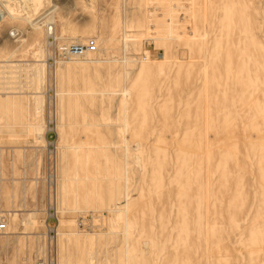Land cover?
I'll list each match as a JSON object with an SVG mask.
<instances>
[{
    "label": "rangeland",
    "instance_id": "rangeland-1",
    "mask_svg": "<svg viewBox=\"0 0 264 264\" xmlns=\"http://www.w3.org/2000/svg\"><path fill=\"white\" fill-rule=\"evenodd\" d=\"M44 4L0 21V264H264V4L258 27L243 0ZM47 28L96 44L43 57L35 114Z\"/></svg>",
    "mask_w": 264,
    "mask_h": 264
},
{
    "label": "bare ground",
    "instance_id": "bare-ground-1",
    "mask_svg": "<svg viewBox=\"0 0 264 264\" xmlns=\"http://www.w3.org/2000/svg\"><path fill=\"white\" fill-rule=\"evenodd\" d=\"M44 3H45V0H3V2L0 4L1 7H2L0 9V21H2L3 18H5V16H8L11 19L20 18V19H25L26 21H30L29 20V17L32 16L33 14L39 12V10L41 9V7L43 5H45ZM251 3H253V5H252V10L250 11L248 8H249V6H251L250 5ZM262 4H264V0H243L245 17H244V19L242 21V25L244 27H249L250 26V24H251V17L252 16H253L252 21H253L254 26L255 27H258L260 25L261 20L257 18V15L259 13V10H260ZM53 6H51V7H53ZM19 9H24L25 15H22L21 13H19ZM51 11L52 10L45 9L41 13V16L40 17L37 16V17L33 18V21L31 20L29 24H31V26L37 27L36 26L37 25V22L40 19H42L43 17L48 16L51 13ZM47 19H48V17H47ZM46 22H47V25H48L49 22L48 21H46ZM53 39H55V36L51 32H49V30L47 28L46 31H45L44 44H42L40 42H36L37 43V46L34 49V51H32L33 52V57H36L37 58V59H35V61H36V64L35 65L36 66H34V77L38 81V83H37V86L38 87H36L35 95H33V97H34L35 114L39 113L40 110H41V104H42V100H43V96H42V93H41L42 92V80L45 79V67L46 66H47V68L50 67V65L47 63V60L45 58H43V57H46L45 56L46 54H47V57H48V51L46 49V46H48L49 42H52ZM255 39H256L255 40L256 41V44L258 46H263L264 45V41L262 39H258V37H255ZM85 40H83V41H75L73 43H84ZM62 44H68V43H62ZM62 44H60V45H62ZM87 53H88V51L85 52L83 55L76 56V57L77 58L78 57L79 58L80 57L82 58ZM253 56L257 58L256 59L257 62H259L261 65L264 66V54H262V53H260V54H254ZM81 58H80V61H81ZM56 63H57V61H56ZM250 80H253V81L257 82V83L264 82V72L261 73L260 76H258V73H256V72L255 73H252L251 72V74H250ZM241 90H242L241 92L244 91V89H242V88H241ZM44 94H46V93L44 92ZM239 100H241V99H239ZM37 125L36 126H31V127H32V129L34 128V130L37 131L38 137H41V135L43 134L41 132V130H42L41 123L40 124H37ZM49 125H55V124H54V122L50 121V124ZM51 128H54V127H48V129H51ZM204 174H205V172H204ZM259 211H260V215L264 214V207L259 208L258 209V212ZM53 213H50V214L52 215ZM247 218H249V213L246 214V219ZM4 222H5L6 227H7V222L6 221H4ZM54 236L55 235L52 232H50V238H53ZM55 257H56V255H55ZM259 257H262L264 259V251H263V253L258 254L256 256V258H259ZM56 261H57V258H56ZM57 264H58V261H57ZM257 264H258V261H257Z\"/></svg>",
    "mask_w": 264,
    "mask_h": 264
},
{
    "label": "built area",
    "instance_id": "built-area-1",
    "mask_svg": "<svg viewBox=\"0 0 264 264\" xmlns=\"http://www.w3.org/2000/svg\"><path fill=\"white\" fill-rule=\"evenodd\" d=\"M18 33L19 32L16 29H12L10 31V35L14 37H17L19 35ZM95 44H96L95 40L92 37L87 38L84 43H68L62 45H56L53 39L52 42H49L47 46V49L50 53V56H48L47 60L55 64L56 61L66 59L68 57L81 56L87 51H93L95 49ZM49 124L50 121L47 120V125ZM52 176H53L52 173H49V182L54 181L55 183V177L53 179ZM50 191L52 192V188H50ZM5 229H6V224L4 222V219L2 218L0 219V233L4 232ZM35 264H57V261L55 255L48 253V255L43 256L42 258H38L35 261Z\"/></svg>",
    "mask_w": 264,
    "mask_h": 264
}]
</instances>
